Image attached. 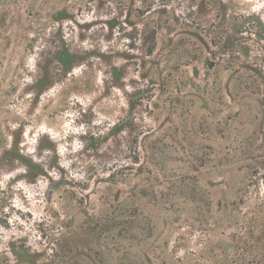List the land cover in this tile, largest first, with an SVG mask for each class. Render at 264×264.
<instances>
[{
    "label": "rangeland",
    "instance_id": "obj_1",
    "mask_svg": "<svg viewBox=\"0 0 264 264\" xmlns=\"http://www.w3.org/2000/svg\"><path fill=\"white\" fill-rule=\"evenodd\" d=\"M263 219L264 0H0V264H221Z\"/></svg>",
    "mask_w": 264,
    "mask_h": 264
},
{
    "label": "trees",
    "instance_id": "obj_2",
    "mask_svg": "<svg viewBox=\"0 0 264 264\" xmlns=\"http://www.w3.org/2000/svg\"><path fill=\"white\" fill-rule=\"evenodd\" d=\"M232 251V256L223 259L221 264H264V219L259 226L245 225L244 234L236 237Z\"/></svg>",
    "mask_w": 264,
    "mask_h": 264
}]
</instances>
